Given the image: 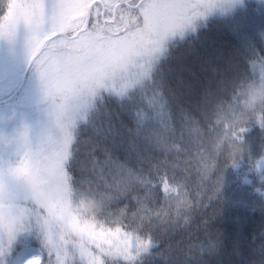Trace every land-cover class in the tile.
<instances>
[{
	"label": "snow or ice",
	"instance_id": "6c2138e0",
	"mask_svg": "<svg viewBox=\"0 0 264 264\" xmlns=\"http://www.w3.org/2000/svg\"><path fill=\"white\" fill-rule=\"evenodd\" d=\"M238 3L0 0V109L13 108L37 125L30 143L0 151V222L21 225L18 238L0 232V258L21 237H34L40 248L24 264H145L157 229L176 223L167 211L177 192L168 157L179 145L157 128L171 130L176 116L191 119L189 109L205 116L219 109L217 95L227 89L233 156L246 151L240 144L246 121L264 127V73L244 77L232 60L223 71L199 57L170 63L174 49ZM253 53L264 59L261 51ZM108 99L118 102L134 127L112 123ZM102 109L108 123L101 133ZM88 129L98 138L87 137L82 150ZM254 167H264V157ZM220 184L218 179L214 194ZM84 195L99 205L98 213H81L76 201ZM158 196L164 204L154 207ZM121 201L130 203L119 207ZM180 209L177 203L176 216ZM251 243L255 247L241 264H264V229ZM193 247L195 264H209L225 249L223 234ZM232 253L242 256V241Z\"/></svg>",
	"mask_w": 264,
	"mask_h": 264
},
{
	"label": "trees",
	"instance_id": "16d2710c",
	"mask_svg": "<svg viewBox=\"0 0 264 264\" xmlns=\"http://www.w3.org/2000/svg\"><path fill=\"white\" fill-rule=\"evenodd\" d=\"M253 49L264 53V0H240L229 15L212 20L197 35L174 49L170 63L175 65L184 59L191 62L199 57L201 61L212 59L223 71L232 60L244 77L258 79L264 69V59L253 53ZM216 102H222V106L210 109L206 116L189 109L191 119L183 121L176 116L171 130L157 128L167 133L169 142L179 145L169 154L168 172L175 175V186L181 185L185 195L183 201L172 196V207L167 211L176 223L157 229L154 254L145 264H195L198 249L189 245H207L217 231L223 234L225 249L220 256L211 258L209 264H241L242 259L249 258V248L255 247L251 243L252 235L264 229V167L259 171L254 167L255 162L264 157V127L255 120L246 121L245 131L240 133V144L246 151L234 157L228 138L231 124L228 108L233 102L231 89L219 92ZM106 109L112 113V123L117 128L121 120L128 127H134L131 117L121 112L115 99L106 101ZM259 116L257 110L256 118ZM107 123L102 109L97 121L101 133ZM87 137L98 138L88 129L81 138L82 150ZM117 156L124 160L123 153ZM218 179H221L220 192L214 194ZM185 202L190 205L187 209L183 206ZM124 203L130 202L121 201L119 207ZM177 203H181L179 216L175 215ZM163 204V198L158 196L154 207ZM206 232L209 235L206 236ZM20 240L7 256V264L25 242L39 246L34 237ZM236 241H242V256L232 253ZM40 264L45 261L42 259Z\"/></svg>",
	"mask_w": 264,
	"mask_h": 264
},
{
	"label": "clouds",
	"instance_id": "9594fccd",
	"mask_svg": "<svg viewBox=\"0 0 264 264\" xmlns=\"http://www.w3.org/2000/svg\"><path fill=\"white\" fill-rule=\"evenodd\" d=\"M12 124L10 129L0 130V151L13 150L17 145L30 143L36 136L37 125L28 117L11 108L8 114L0 115V125ZM81 213L91 216L99 212V205L88 195L81 196L76 201ZM21 225L13 219H5L0 222V232L5 236L18 238ZM0 264H7V261L0 258Z\"/></svg>",
	"mask_w": 264,
	"mask_h": 264
},
{
	"label": "rangeland",
	"instance_id": "374dc122",
	"mask_svg": "<svg viewBox=\"0 0 264 264\" xmlns=\"http://www.w3.org/2000/svg\"><path fill=\"white\" fill-rule=\"evenodd\" d=\"M264 73V70H263ZM9 107H4L2 109H0V115H7L8 111H9ZM13 125L12 124H7V125H0V130H6V129H10ZM175 198L182 200L183 199V192L181 191V189L179 187H177V192L174 193ZM40 247H35L32 245H28L26 244V246L24 247L23 250H21L14 258L13 263L12 264H24V262L26 261V259H28L31 255L35 254L38 252ZM8 255H5L3 257V259L6 260ZM41 261V260H40ZM39 261V262H40ZM34 264H37V262L34 261Z\"/></svg>",
	"mask_w": 264,
	"mask_h": 264
}]
</instances>
